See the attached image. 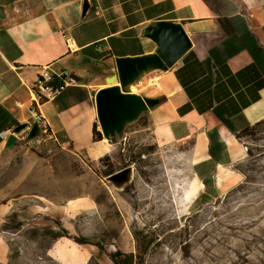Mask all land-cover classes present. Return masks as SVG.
<instances>
[{"label": "crops", "instance_id": "1", "mask_svg": "<svg viewBox=\"0 0 264 264\" xmlns=\"http://www.w3.org/2000/svg\"><path fill=\"white\" fill-rule=\"evenodd\" d=\"M177 27L188 38L185 51L165 69H148L140 83L134 80L142 100L136 116L109 138L92 141L93 123L103 131L97 92L120 86L116 59L166 58ZM44 67L75 76L37 107L48 128L44 136L60 151L98 160L121 133V140L141 135L157 148L188 143L196 189L218 198L243 179L236 166L246 150L235 133L264 118V0H0V131L29 125L33 85ZM140 115L144 123L124 131ZM4 142L0 137V150ZM25 171L37 176L24 180L35 185L28 196L47 213H58L50 203L72 214L70 169ZM59 171L66 177H57ZM61 239L52 250L65 264H84L85 257Z\"/></svg>", "mask_w": 264, "mask_h": 264}, {"label": "rangeland", "instance_id": "2", "mask_svg": "<svg viewBox=\"0 0 264 264\" xmlns=\"http://www.w3.org/2000/svg\"><path fill=\"white\" fill-rule=\"evenodd\" d=\"M121 135L98 160L62 152L46 138L0 150V264H65L52 250L61 228L90 242L63 237L84 264H112L109 256L117 252L131 254L134 264H264V122L240 138L246 150L237 164L242 181L213 199L195 187L188 143L157 148L141 135ZM129 165L133 181L113 188L105 176ZM43 167L74 173L72 214L50 203L58 213H47L27 195L35 185L24 180L37 176L25 174L26 168ZM61 173L57 177L65 178ZM78 197L88 203L78 204Z\"/></svg>", "mask_w": 264, "mask_h": 264}, {"label": "water", "instance_id": "3", "mask_svg": "<svg viewBox=\"0 0 264 264\" xmlns=\"http://www.w3.org/2000/svg\"><path fill=\"white\" fill-rule=\"evenodd\" d=\"M188 45L189 41L187 36L180 27H177L173 30L170 37L169 51L167 56H165L166 58H163L160 54H154L139 58L116 59L120 86H109L99 90L96 94V110L100 125L103 129L101 132L102 137L109 138L110 133L115 130H120L124 122L136 116L142 106L141 97L137 93L134 95L126 93L127 86L132 85V82L139 79L138 77L148 69H165L171 65L185 51ZM160 49H164L163 44L160 46ZM108 79H114L115 81L114 77ZM145 101L148 104L150 103V100L146 99ZM26 127V123H19L14 126L10 134L6 137L5 142L10 141L14 136L15 140L12 142L13 145L18 139L17 133ZM37 133L38 125L34 122L28 129L27 138L30 139Z\"/></svg>", "mask_w": 264, "mask_h": 264}, {"label": "built area", "instance_id": "4", "mask_svg": "<svg viewBox=\"0 0 264 264\" xmlns=\"http://www.w3.org/2000/svg\"><path fill=\"white\" fill-rule=\"evenodd\" d=\"M72 79V75L70 74L69 70L66 69L52 73L48 70V68L44 67L39 72L34 82L31 95V104L29 108L31 122L29 125L27 124V127L24 129L25 131L23 133H21L19 136L17 135L19 140H24L26 144L29 145H39L46 138L44 136L45 134H48V132H46V125L39 116L37 107L41 102L53 97L56 93H58L65 83L71 81ZM140 82L141 80L138 79L137 83ZM148 82L149 84H154L155 80L150 78ZM34 122L38 125V133L34 137L28 139V129ZM10 131L11 130L8 129L0 131L1 139H6L8 134H10Z\"/></svg>", "mask_w": 264, "mask_h": 264}, {"label": "trees", "instance_id": "5", "mask_svg": "<svg viewBox=\"0 0 264 264\" xmlns=\"http://www.w3.org/2000/svg\"><path fill=\"white\" fill-rule=\"evenodd\" d=\"M72 77L75 78V76H73V75H72ZM263 122H264V118L262 120H259L256 123L250 125V126H247V127L243 128V129L239 130L238 132L235 133L236 138L240 140V138L243 135H245L247 132L253 130L256 126H258L259 124H261ZM46 130H47L46 132H48V128L47 127H46ZM91 132H92L91 133L92 141H99V140L102 139L101 131L99 129H97V124L96 123H93ZM236 168H237V166H236ZM55 223H56L57 226L61 227V224H60V222L58 220ZM53 237L54 238L67 237V238H70V239H72L73 241H75L77 243H90L88 240H86L82 236L77 237V236L70 235L65 230V228H61L60 232H55L53 234ZM109 258H110L112 264H134L133 257H132L131 254L117 252V253L111 254L109 256Z\"/></svg>", "mask_w": 264, "mask_h": 264}, {"label": "bare ground", "instance_id": "6", "mask_svg": "<svg viewBox=\"0 0 264 264\" xmlns=\"http://www.w3.org/2000/svg\"><path fill=\"white\" fill-rule=\"evenodd\" d=\"M108 83L113 84L114 79H108ZM126 93L132 94V95L136 94L135 85L127 86ZM13 140H15L14 136H13V139H11L10 141L4 142L2 145V149H6L10 145H12ZM106 179L111 184V186L113 188H115L117 190H122L133 181V179H134L133 168L130 165L124 166V167L120 168L119 170H117L116 173L108 174L106 176Z\"/></svg>", "mask_w": 264, "mask_h": 264}]
</instances>
